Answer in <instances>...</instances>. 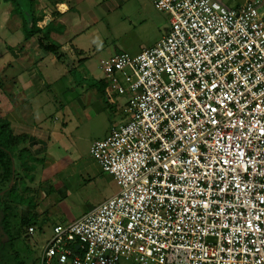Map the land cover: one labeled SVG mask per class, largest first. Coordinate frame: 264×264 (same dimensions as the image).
<instances>
[{"label":"built area","instance_id":"1","mask_svg":"<svg viewBox=\"0 0 264 264\" xmlns=\"http://www.w3.org/2000/svg\"><path fill=\"white\" fill-rule=\"evenodd\" d=\"M149 1L168 34L102 65L128 116L90 158L119 191L40 264H264V0Z\"/></svg>","mask_w":264,"mask_h":264},{"label":"crops","instance_id":"2","mask_svg":"<svg viewBox=\"0 0 264 264\" xmlns=\"http://www.w3.org/2000/svg\"><path fill=\"white\" fill-rule=\"evenodd\" d=\"M124 3V0H0V43H3L0 47V118L9 122L12 136L18 140L14 158L17 185L28 178V174L30 178L39 174L42 180L38 204L25 205L21 213L18 212L19 217L31 216L38 222L34 226L36 232L27 236L46 232L52 223L47 218L51 206L54 207L60 197H67V186L58 178L67 169L63 165L66 160L60 161L58 153L66 150L71 154L68 147L74 150L80 129L90 126L98 117L105 119L106 133L102 139L96 138L91 148L95 142L109 135L113 125L127 119L122 118V111L105 98L103 77L90 71H85V75L77 79L74 77L75 69L76 72L87 69L88 58L81 52L84 51L81 41L83 34L88 33L99 20L97 12L100 7L110 12ZM17 7L19 12L15 11ZM23 11L34 13L40 19V28L50 26L51 40L59 44L66 55L63 60L42 49L37 38H26ZM62 79L69 86L60 93L56 86ZM58 93L65 101L61 109L63 119L58 115L49 116L51 126H47L43 124L46 121L45 106L57 102ZM117 118L121 119L117 121ZM54 152L57 153L55 156ZM90 165L98 174H105L92 159ZM53 182L57 184L55 191ZM20 187L18 193L23 192ZM30 188L36 191L38 187L25 186V190ZM56 225L66 224L53 221L50 238Z\"/></svg>","mask_w":264,"mask_h":264},{"label":"rangeland","instance_id":"3","mask_svg":"<svg viewBox=\"0 0 264 264\" xmlns=\"http://www.w3.org/2000/svg\"><path fill=\"white\" fill-rule=\"evenodd\" d=\"M219 1L230 8L245 2L244 0ZM124 2L122 6H117L110 12H107V8L100 7L97 12L99 20L94 23L88 33L83 34L81 42H83L84 51L81 52L84 57L88 58V65L87 69L82 70L83 72L74 70L76 79L79 76H84L85 71H90L99 77H103L100 66L105 59L121 53L136 55L142 50L149 48L155 40L168 34L170 30L169 16L156 10L149 0H124ZM2 45L3 43H0V47ZM42 70L46 72L45 68H42ZM68 86V82L62 79L56 88L60 93H63L62 91ZM60 93L56 96L57 102L48 103L45 106L46 121L43 124L47 126H51L49 116L58 115L63 119L61 109L65 101L60 99ZM125 104L126 99L124 98L119 99L115 104V108L122 111V118L128 116ZM120 119L117 118L116 120ZM104 121L103 117H98L93 121V124L80 129L73 145L74 150L68 147L71 154H68L66 150L58 153L61 156L60 161L66 160L65 163L67 162L63 164L67 166V169L63 175L58 176L61 182L67 186V197H60L56 205L54 207L51 206L47 218L52 223L48 225L46 232L37 234L34 237L24 234L18 240L19 242L15 249L19 251L18 253L23 259L29 261V264H40V258L36 259L41 255L46 242L50 238L53 221L59 220L63 224L75 222L119 191L116 182L105 174H98L90 165V160L92 159L90 158L91 143L96 138L102 139L105 136L106 125ZM56 154L54 152V156ZM28 176L24 181L18 182L17 192L20 185L23 184L21 185L23 192L20 191L16 195L20 203L18 206L19 213H21L25 205L32 204L36 206L41 198L39 195L41 194L42 180L39 174L31 178V175L28 174ZM25 186L38 188L36 191L32 188L25 190ZM52 187L53 191H55L57 184L55 185L53 182ZM2 216L3 213L0 212V264H14L13 251L9 245L10 238L3 229ZM122 264L132 263L124 261Z\"/></svg>","mask_w":264,"mask_h":264},{"label":"trees","instance_id":"4","mask_svg":"<svg viewBox=\"0 0 264 264\" xmlns=\"http://www.w3.org/2000/svg\"><path fill=\"white\" fill-rule=\"evenodd\" d=\"M15 11L19 12L17 7ZM24 32L26 38H37L39 45L48 53H52L59 60L66 57L59 44L51 40L50 26L40 28L38 26L39 18L30 11H23ZM18 145L17 138L12 136L9 122L0 118V212L2 216V226L5 233L10 238V248L13 251L14 264H29L27 259L19 255L15 248L20 237L27 236L28 229L31 226H37L38 222L33 217H19L17 175L14 169L15 149ZM23 152V151H22ZM3 193V194H2ZM26 230V231H25ZM77 254H81V249H76ZM37 258L36 260H38ZM35 260V261H36ZM53 264H59L54 260Z\"/></svg>","mask_w":264,"mask_h":264}]
</instances>
